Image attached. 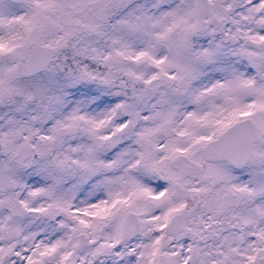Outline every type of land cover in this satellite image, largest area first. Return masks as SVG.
<instances>
[{"label":"snow or ice","instance_id":"6c2138e0","mask_svg":"<svg viewBox=\"0 0 264 264\" xmlns=\"http://www.w3.org/2000/svg\"><path fill=\"white\" fill-rule=\"evenodd\" d=\"M0 264H264V0H0Z\"/></svg>","mask_w":264,"mask_h":264}]
</instances>
